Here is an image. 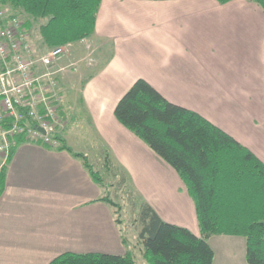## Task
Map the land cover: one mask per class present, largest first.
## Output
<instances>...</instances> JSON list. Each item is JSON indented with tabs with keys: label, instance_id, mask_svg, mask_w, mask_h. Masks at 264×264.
Masks as SVG:
<instances>
[{
	"label": "crops",
	"instance_id": "1",
	"mask_svg": "<svg viewBox=\"0 0 264 264\" xmlns=\"http://www.w3.org/2000/svg\"><path fill=\"white\" fill-rule=\"evenodd\" d=\"M83 45L91 56L78 55V62L90 59L94 72L74 99L69 80L88 64L80 62L77 74L70 67L60 73L64 126L58 135L86 155L87 149L107 150L131 181L146 177L143 191L137 190L141 198L163 220L199 235L193 200L177 172L120 124L113 110L131 84L144 78L264 162V12L250 0H101L93 33L71 43L59 62L75 61ZM70 101L78 103V122L92 125V149L90 138L83 143L84 133L70 128ZM102 195L67 150L18 143L0 194V264H48L63 252L124 254L120 225Z\"/></svg>",
	"mask_w": 264,
	"mask_h": 264
},
{
	"label": "trees",
	"instance_id": "2",
	"mask_svg": "<svg viewBox=\"0 0 264 264\" xmlns=\"http://www.w3.org/2000/svg\"><path fill=\"white\" fill-rule=\"evenodd\" d=\"M220 3L229 0H217ZM256 2L264 12V0ZM101 0H0V8L20 16L27 29L38 23L43 44L55 47L90 36ZM120 124L142 139L179 175L192 198L199 235L163 220L147 203L139 211L142 262L127 246L124 254L63 252L48 264H212L214 251L206 240L213 234L245 238V260L264 264V162L249 148L199 113L167 100L144 78H137L118 99L114 110ZM56 150H67L81 160L90 177L102 188L103 177L87 155L74 151L57 135ZM26 140L17 138V144ZM40 144V143H39ZM0 167V194L6 164ZM116 216L115 202L99 198ZM121 229V227L119 226Z\"/></svg>",
	"mask_w": 264,
	"mask_h": 264
},
{
	"label": "built area",
	"instance_id": "3",
	"mask_svg": "<svg viewBox=\"0 0 264 264\" xmlns=\"http://www.w3.org/2000/svg\"><path fill=\"white\" fill-rule=\"evenodd\" d=\"M71 43L39 48L20 16L0 8V167L17 138L56 146L63 128L54 69Z\"/></svg>",
	"mask_w": 264,
	"mask_h": 264
},
{
	"label": "rangeland",
	"instance_id": "4",
	"mask_svg": "<svg viewBox=\"0 0 264 264\" xmlns=\"http://www.w3.org/2000/svg\"><path fill=\"white\" fill-rule=\"evenodd\" d=\"M259 7V5L257 4ZM31 38L33 42L39 46V48L46 47L45 44L42 42V38L39 34L38 30V23H34L30 29ZM63 45V44H61ZM70 47V46H69ZM74 47H77L74 45ZM74 47L72 49H74ZM80 50V53L75 52L73 54V58L75 61L69 62L70 64L64 65V61L62 63L58 62L54 65V69L63 68V71L70 67V70H76V74L79 73L77 68L79 63L83 61V63L88 64V69L83 72L81 75L80 73L77 74V77H71L69 82H73L71 84L68 94L70 95V99H74L76 94L80 93V88L83 86L84 82L87 80L89 75L94 72L93 62L88 61V58L83 59L82 61L78 62V55L84 56L85 53L89 51L88 45H83ZM69 48H67L68 50ZM108 53V48H106ZM77 51V50H76ZM87 56H91V53H87ZM68 63V62H67ZM68 71V70H66ZM59 72L58 76H60ZM75 74V75H76ZM60 80V78H58ZM57 89L60 94V82L58 81ZM69 120H73L71 122L70 128L77 132H82L84 135H81L82 142L86 143L88 138H90V147L93 148L95 144V138H92V125L85 123L88 120L84 119L83 123L78 122L79 117L78 114H81L79 110L78 103H74L70 101L69 104ZM72 117V118H71ZM84 117V114L81 115V119ZM61 131V130H60ZM59 131V133H60ZM89 131V132H87ZM94 141L92 142V140ZM74 142L71 141L74 146H79L83 143L82 142ZM90 155H87L89 163L93 166L94 170H97L101 176L103 177L104 182V193H107L109 197L115 202L116 207L118 209L116 216L120 218V227L122 235L126 237L128 242V247L132 251L135 259L138 263H141V242L139 241L137 234L141 227V222L139 221V211L142 202H145V197L141 198V194L138 191H143L142 183L144 182L146 177H132V181L130 177H126L127 174L119 165L115 164V162L110 158L107 153V150L101 149L94 150L92 152L87 149ZM81 152V151H79ZM85 154L84 152H82ZM86 155V154H85ZM1 162V159H0ZM137 188V189H136ZM138 190V191H137ZM151 196H154L153 193H150L149 198L152 199ZM143 199V200H142ZM208 243L211 245L214 251V258L212 264H248L245 260V238L243 236L238 235H228V234H213L206 239Z\"/></svg>",
	"mask_w": 264,
	"mask_h": 264
}]
</instances>
